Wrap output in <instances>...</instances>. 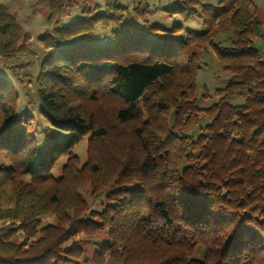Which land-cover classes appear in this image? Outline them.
Returning a JSON list of instances; mask_svg holds the SVG:
<instances>
[{
	"label": "trees",
	"instance_id": "16d2710c",
	"mask_svg": "<svg viewBox=\"0 0 264 264\" xmlns=\"http://www.w3.org/2000/svg\"><path fill=\"white\" fill-rule=\"evenodd\" d=\"M41 1L49 19L59 16L42 37L50 51L36 78L39 112L70 134L41 140L0 77V264H264V61L252 43L261 26L253 1L197 10L173 0L163 11L180 21L170 28L124 21L120 0L104 10L88 0ZM80 2L91 14L62 26V12ZM145 11L134 7L137 17ZM198 12L210 27L184 29ZM98 24L111 25L109 44L62 48L54 37ZM228 27L230 45L216 42ZM29 40L0 3V59ZM205 46L230 77L218 100L200 107L197 50ZM239 91L243 102L231 103ZM201 116L210 119L188 133ZM83 139L81 159L73 149Z\"/></svg>",
	"mask_w": 264,
	"mask_h": 264
},
{
	"label": "rangeland",
	"instance_id": "374dc122",
	"mask_svg": "<svg viewBox=\"0 0 264 264\" xmlns=\"http://www.w3.org/2000/svg\"><path fill=\"white\" fill-rule=\"evenodd\" d=\"M111 0H88L87 3L91 7L98 5L101 10H104V5ZM139 1H141L139 3ZM173 0H120V3L126 7L123 20L129 21L130 24L143 27L147 23H157L160 27L170 28L174 22H179L180 18L177 14L167 13L163 9L172 4ZM197 10H200V4L207 3L217 5L220 0H191ZM256 13L260 19L261 26L252 38L253 47L258 49L259 57L264 61V0H252ZM3 7L13 15L15 20L21 25L23 30L30 35V40L27 42V49L19 53L12 59H0V77L4 78L12 87H14L19 96V106L22 112H30L34 116L33 131L41 140L60 139L67 137L70 133L65 130H59L49 124V122L40 114V103L37 93L36 78L40 70V65L44 57L48 55L49 49L43 46L42 37L46 33H52V29L58 20L56 15L49 19V8L46 2L41 0H0ZM139 6L142 9H147L144 12L143 18L137 17L134 14V7ZM83 3L73 8L62 12L60 22L62 26H67L74 19L84 18L91 11L82 13ZM204 16V17H203ZM205 20V21H204ZM210 16L208 13L198 12L189 21L183 24L184 29H192L196 31H204L210 27ZM111 25L104 26L98 24L89 33L84 32L71 38H61L56 34V40L61 42L62 48H69L73 43L80 40H89L91 45L104 46L109 44L111 40ZM184 30L172 37H181L184 35ZM166 36L160 33V37ZM170 36V33L167 34ZM233 32L228 27L218 33L215 38L216 42L222 45H230L233 39ZM198 61L200 68L196 75V91L195 98L200 107H208L215 103L219 95L215 90L224 87L230 77L219 64L217 57L212 48L205 46L197 50ZM245 91H239L231 99V103L237 104L243 102ZM209 117L201 116L197 124L193 125L188 133L196 135L201 131V127L209 121ZM86 139H83L74 149L81 159L85 156ZM1 155V154H0ZM3 160L2 157H0ZM63 160V158H62ZM62 163L59 162V165ZM58 168V167H57ZM56 168V171H58ZM100 197H95L90 200L91 207H97ZM43 222L51 221V217H44ZM1 224V222H0ZM64 264V263H61ZM73 264V263H67Z\"/></svg>",
	"mask_w": 264,
	"mask_h": 264
}]
</instances>
